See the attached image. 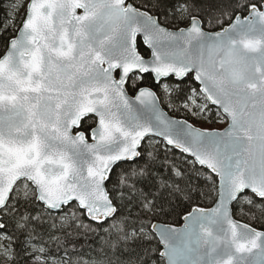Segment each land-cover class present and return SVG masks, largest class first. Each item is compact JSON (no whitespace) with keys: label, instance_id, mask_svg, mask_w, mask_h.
Wrapping results in <instances>:
<instances>
[{"label":"snow or ice","instance_id":"snow-or-ice-1","mask_svg":"<svg viewBox=\"0 0 264 264\" xmlns=\"http://www.w3.org/2000/svg\"><path fill=\"white\" fill-rule=\"evenodd\" d=\"M0 264H264V0H0Z\"/></svg>","mask_w":264,"mask_h":264},{"label":"trees","instance_id":"trees-1","mask_svg":"<svg viewBox=\"0 0 264 264\" xmlns=\"http://www.w3.org/2000/svg\"><path fill=\"white\" fill-rule=\"evenodd\" d=\"M143 50V49H142ZM150 79V77H148L147 75H145V81L141 83L140 86H148L147 81ZM212 119H213V123L209 124L207 121H205L203 123L204 128H217L216 125H220V124H224V121H217L216 120V114L215 111H213L212 113ZM92 121L91 120H84L83 121V127L81 128V130L85 131L86 133H88V131L90 130L89 125H91ZM222 127V126H221ZM220 127V128H221ZM211 200L210 199H206L205 201H203L202 203L199 204L200 207H209L211 206ZM191 210V206H189L185 211H181L180 209H177V212L172 213L170 215L167 216H163L160 218V220L158 222L161 223H166V224H174V225H178L181 223L182 217L183 215H185L186 211H190ZM241 222H245V221H241Z\"/></svg>","mask_w":264,"mask_h":264},{"label":"water","instance_id":"water-1","mask_svg":"<svg viewBox=\"0 0 264 264\" xmlns=\"http://www.w3.org/2000/svg\"><path fill=\"white\" fill-rule=\"evenodd\" d=\"M143 87H146V86H143ZM131 95V93H130ZM227 127V121H226V124L223 128H220V129H216L218 131H223L225 128ZM91 130V129H90ZM90 130L88 131V133L86 134H90ZM83 131V130H82ZM213 205L209 206V207H204V208H211ZM191 211V210H190ZM184 216V215H183ZM241 222V221H240ZM159 224L161 225H170L171 227H175V228H183L184 224H185V220L183 219L182 217V220H181V223L178 224V225H174V224H166V223H161V222H158ZM243 223V222H242ZM259 230V229H258Z\"/></svg>","mask_w":264,"mask_h":264},{"label":"rangeland","instance_id":"rangeland-1","mask_svg":"<svg viewBox=\"0 0 264 264\" xmlns=\"http://www.w3.org/2000/svg\"><path fill=\"white\" fill-rule=\"evenodd\" d=\"M197 126H198V127H203V128H204L205 125H203V124H197ZM221 126L223 127L224 124L216 125L217 128H220ZM207 129H210V128H207Z\"/></svg>","mask_w":264,"mask_h":264}]
</instances>
